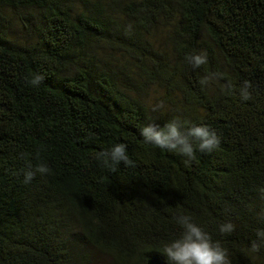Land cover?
Segmentation results:
<instances>
[{
	"label": "trees",
	"instance_id": "trees-1",
	"mask_svg": "<svg viewBox=\"0 0 264 264\" xmlns=\"http://www.w3.org/2000/svg\"><path fill=\"white\" fill-rule=\"evenodd\" d=\"M201 51L207 64L186 62ZM177 117L219 147L189 160L140 135ZM117 143L135 167L96 158ZM29 163L50 172L25 184ZM177 214L231 264H264V0H0V264H173Z\"/></svg>",
	"mask_w": 264,
	"mask_h": 264
},
{
	"label": "clouds",
	"instance_id": "clouds-1",
	"mask_svg": "<svg viewBox=\"0 0 264 264\" xmlns=\"http://www.w3.org/2000/svg\"><path fill=\"white\" fill-rule=\"evenodd\" d=\"M185 60L192 67H200L207 64L208 58L205 51L187 54ZM223 76V73H209L201 80L202 86H207L211 81L217 80ZM44 79L40 73L27 80L32 86H38ZM231 84L226 85L230 88ZM252 87L249 81H244L240 88L242 100L251 99ZM164 107L163 101L152 106V111L157 112ZM140 135L146 143L155 145L160 149L170 152H176L189 160L195 159V152L198 149L201 153H210L220 145V137L215 131L207 125H192L185 127V122L179 117L167 121L163 126L156 123V119L146 124L140 129ZM194 141L198 142L194 144ZM102 164L111 171H115L116 166L123 163L127 167H135V161L130 159L127 146L124 143H117L107 151H101L96 157ZM50 172L45 163H39L33 169L29 163L24 171V183L29 184L37 173L46 175ZM176 223L182 231L179 236L170 242L164 244L162 253L173 264H231L228 250L221 245L219 241H213L210 234L203 227L195 223L191 216L186 214H177ZM223 234H230L235 230L232 222H225L219 226ZM257 236L264 242V230L258 231ZM252 250L257 251L259 243L253 242Z\"/></svg>",
	"mask_w": 264,
	"mask_h": 264
},
{
	"label": "rangeland",
	"instance_id": "rangeland-1",
	"mask_svg": "<svg viewBox=\"0 0 264 264\" xmlns=\"http://www.w3.org/2000/svg\"><path fill=\"white\" fill-rule=\"evenodd\" d=\"M17 28L18 27L15 26L14 30L16 31ZM15 33L19 34V31H17ZM155 38H156L158 44L164 45V43H165V32H163L162 30L158 31V33L155 35ZM161 95H162V91L156 85L150 86L148 91L144 94L147 103L150 104L151 107L153 105L157 104L158 102H160Z\"/></svg>",
	"mask_w": 264,
	"mask_h": 264
},
{
	"label": "water",
	"instance_id": "water-1",
	"mask_svg": "<svg viewBox=\"0 0 264 264\" xmlns=\"http://www.w3.org/2000/svg\"><path fill=\"white\" fill-rule=\"evenodd\" d=\"M145 264H170L158 257H155V256H152V257H149L146 261Z\"/></svg>",
	"mask_w": 264,
	"mask_h": 264
}]
</instances>
